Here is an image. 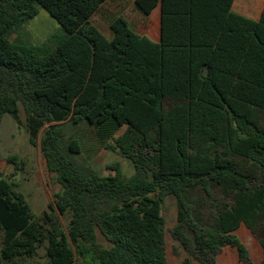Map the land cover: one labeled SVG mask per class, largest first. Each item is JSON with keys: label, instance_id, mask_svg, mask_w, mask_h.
<instances>
[{"label": "trees", "instance_id": "1", "mask_svg": "<svg viewBox=\"0 0 264 264\" xmlns=\"http://www.w3.org/2000/svg\"><path fill=\"white\" fill-rule=\"evenodd\" d=\"M106 1L0 0V124L5 113L20 123L23 108L29 142L61 187L35 215L0 176V264H169V197L174 234L191 231L197 264L228 252L254 264L244 228L263 229L264 264V0H134L145 16L161 4V42L123 15L107 38L90 23ZM39 6L60 29L35 45L20 28ZM85 124L122 129L110 148L133 175L92 166L77 138ZM7 163L23 165L17 154ZM207 201L217 204L205 223Z\"/></svg>", "mask_w": 264, "mask_h": 264}, {"label": "rangeland", "instance_id": "2", "mask_svg": "<svg viewBox=\"0 0 264 264\" xmlns=\"http://www.w3.org/2000/svg\"><path fill=\"white\" fill-rule=\"evenodd\" d=\"M118 15L125 16L131 28L137 33L147 35L153 40L159 39L160 24L155 25L151 16L142 15L136 9L134 0H108L91 17L90 23L98 27L106 36H111L110 22L113 17ZM59 29L60 24L44 8L39 6L38 14L21 26L20 33L26 42L40 45ZM16 36L17 34H13L11 39ZM121 131L122 129L109 136L85 124L77 134L84 156L101 175L113 174V169L109 167L113 163H119L123 173L128 177L134 173L132 162L110 148V145L113 144V138ZM42 132L43 130L39 134V138ZM12 154H17L23 161L21 169L17 171H15L12 164L7 163V157ZM0 176L13 181L17 189L24 193L26 201L35 215H40L43 211L48 210L49 204H54V196L61 188L55 180L54 174L49 173L46 159L39 144L33 146L29 142V136L25 128V112L22 107L20 123H17L9 113H5L0 124ZM216 204L217 201H207L202 213L203 222H209ZM162 214L165 218V248L169 264H184L185 260L188 261V264H197V260L192 255L194 252V239L191 231L186 227L183 228L182 232L186 240L174 234L177 222V206L174 198H167ZM58 216L63 226L66 227L68 218L59 213ZM240 235L247 246L249 260L256 263L262 256L263 229L260 228L256 231L242 230ZM100 239L104 241L101 236ZM41 254H43V251H41ZM224 264L239 263L225 262Z\"/></svg>", "mask_w": 264, "mask_h": 264}, {"label": "crops", "instance_id": "3", "mask_svg": "<svg viewBox=\"0 0 264 264\" xmlns=\"http://www.w3.org/2000/svg\"><path fill=\"white\" fill-rule=\"evenodd\" d=\"M108 1V0H107ZM106 1V2H107ZM105 2V3H106ZM104 3V4H105ZM103 4V5H104ZM100 10V9H99ZM98 10V11H99ZM97 11V12H98ZM140 12V11H139ZM141 13V12H140ZM142 14V13H141ZM143 15V14H142ZM147 16H151L152 18H153V21H154V23H155V25H159L160 24V37H159V39L158 40H154V41H156V42H161V31H162V6H161V4L159 3L153 10H152V12L149 14V15H147ZM146 16V17H147ZM129 26H130V24H129ZM130 28H131V26H130ZM132 29V28H131ZM134 32H136L134 29H132ZM137 33V32H136ZM138 34H140V33H138ZM142 35H144V34H142ZM106 36V35H105ZM112 36H113V32L111 33V36H106L107 38H112ZM147 36V35H146ZM149 37V36H148ZM150 38V37H149ZM152 39V38H151ZM153 40V39H152ZM244 231H249L248 229H246V228H244L243 229ZM242 237V236H241ZM242 240H243V238H242ZM243 242H244V240H243ZM245 243V242H244ZM263 258V248H262V256H261V258L256 262V263H254V264H258L260 261H261V259ZM225 262H233V263H239V264H241L237 259H236V257H235V255H234V253H231V252H228V254H223V255H221V256H219L218 258H217V264H224Z\"/></svg>", "mask_w": 264, "mask_h": 264}]
</instances>
